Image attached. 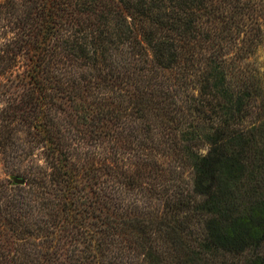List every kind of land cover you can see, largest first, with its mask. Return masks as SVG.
Instances as JSON below:
<instances>
[{
  "label": "trees",
  "instance_id": "1",
  "mask_svg": "<svg viewBox=\"0 0 264 264\" xmlns=\"http://www.w3.org/2000/svg\"><path fill=\"white\" fill-rule=\"evenodd\" d=\"M260 1L0 0V264H264Z\"/></svg>",
  "mask_w": 264,
  "mask_h": 264
},
{
  "label": "rangeland",
  "instance_id": "2",
  "mask_svg": "<svg viewBox=\"0 0 264 264\" xmlns=\"http://www.w3.org/2000/svg\"><path fill=\"white\" fill-rule=\"evenodd\" d=\"M261 5L264 6V0L259 2ZM241 66L243 68L251 70L254 75L257 76L258 80L260 81V95L258 97L259 106H260V113L264 116V38L256 47L251 56H249L245 61L241 62ZM249 122H245L244 125H247ZM203 152L206 151V148L202 150ZM6 164L3 162L2 157L0 156V177H4L5 174L3 171L6 169ZM182 180L184 184L187 186H191V176L188 170H183L181 173ZM258 252H264V246H261ZM252 252L244 253L242 255H226L219 259V261H223L224 264H244L245 260L250 258Z\"/></svg>",
  "mask_w": 264,
  "mask_h": 264
},
{
  "label": "water",
  "instance_id": "3",
  "mask_svg": "<svg viewBox=\"0 0 264 264\" xmlns=\"http://www.w3.org/2000/svg\"><path fill=\"white\" fill-rule=\"evenodd\" d=\"M12 179H13V182L15 184H24L25 183V180L21 177L13 176Z\"/></svg>",
  "mask_w": 264,
  "mask_h": 264
}]
</instances>
